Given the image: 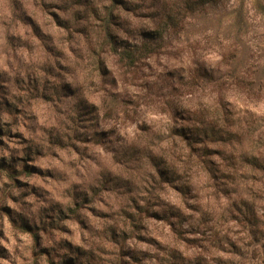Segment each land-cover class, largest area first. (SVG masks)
Returning <instances> with one entry per match:
<instances>
[{
    "label": "rangeland",
    "instance_id": "rangeland-1",
    "mask_svg": "<svg viewBox=\"0 0 264 264\" xmlns=\"http://www.w3.org/2000/svg\"><path fill=\"white\" fill-rule=\"evenodd\" d=\"M109 5L0 0V264H260L264 0Z\"/></svg>",
    "mask_w": 264,
    "mask_h": 264
},
{
    "label": "trees",
    "instance_id": "trees-1",
    "mask_svg": "<svg viewBox=\"0 0 264 264\" xmlns=\"http://www.w3.org/2000/svg\"><path fill=\"white\" fill-rule=\"evenodd\" d=\"M121 4H122V0H110V5L107 7L104 16L101 18L100 27H101L102 32L104 33L105 43L110 45L109 46L110 50L112 52H115V54L118 55L121 61H124L127 65L133 66V65H136L143 58H146L147 56H150L152 54L159 52L163 47V42H162L163 38H161L162 36L158 35L160 37V42H153L150 40H146L139 44H136L135 47L119 48L117 44V39L112 33L113 32L112 24L115 23L114 19L116 18V15H117L115 10L119 9ZM260 9L264 12V5H261ZM238 12H239V21H243L241 10H238ZM194 120L196 122L201 121L200 119H196V118H194ZM201 122H204V121H201ZM207 124L212 125V122H209ZM7 129L8 127H5V128L3 127V130L0 129L2 131L0 132V143L2 142L1 135H3V133L6 132ZM182 130L184 129L182 128L181 131ZM187 132L190 133L189 136L187 134H182V135H186V139H189L188 137H190L191 139L194 140V137H198L200 133H204L207 135H209V133L216 134L217 130L214 128V126L211 127V129H207L206 131L205 130L201 131L198 127H195V128L188 127V130L186 131V133ZM187 145L191 147L190 143H188ZM25 170L28 171L29 169L27 168ZM253 224L258 225L259 224L258 220H255ZM19 226L21 228H24L26 231H30L33 236H38V231L34 229L32 225L22 223V224H19ZM262 257L263 258H262V261L260 260V264H264V256Z\"/></svg>",
    "mask_w": 264,
    "mask_h": 264
}]
</instances>
